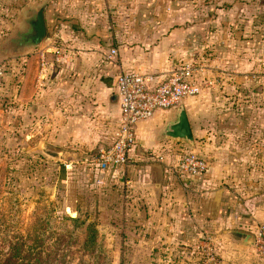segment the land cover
I'll use <instances>...</instances> for the list:
<instances>
[{"label":"crops","instance_id":"1","mask_svg":"<svg viewBox=\"0 0 264 264\" xmlns=\"http://www.w3.org/2000/svg\"><path fill=\"white\" fill-rule=\"evenodd\" d=\"M228 2L57 0L59 15L45 17L54 25L47 41L26 50L22 76L12 69L8 85H0V135L12 124L11 132L22 131L31 151L62 162L65 175V167L86 166L89 185L108 184L109 191L120 185L119 192L111 191L112 208H121L123 222L136 232H172L195 243L222 231L233 238L223 248L224 264H264L246 259L253 250L244 234L250 224L264 222V179L252 180L256 164L264 163V145L260 151L248 142L256 130L250 104L255 98L241 77L245 67L220 70L196 63L201 95L182 104L193 145L166 137L177 110L157 113L137 126L126 167L102 175L92 163L112 144L120 123L117 77L123 72L161 77L193 65L197 55L219 53V40L227 35L223 26L238 20L233 14L239 6L230 3V12ZM113 49L117 55L108 60ZM188 151L209 162L207 174L176 171Z\"/></svg>","mask_w":264,"mask_h":264},{"label":"rangeland","instance_id":"2","mask_svg":"<svg viewBox=\"0 0 264 264\" xmlns=\"http://www.w3.org/2000/svg\"><path fill=\"white\" fill-rule=\"evenodd\" d=\"M56 1L0 0V85H8L7 75L12 74V69L16 70L17 77L22 76L25 53L30 48L15 51L11 48L15 46L18 34L23 31L25 21L35 9L47 2L45 17L52 21L59 15ZM228 1L230 12V3H233L234 8L239 6L236 8L237 13L233 14L234 19L238 16V20L223 26L227 35L219 40L222 45L219 53L206 57L197 55L191 63L193 66L196 63L200 66L207 63V67L213 69L219 65L220 70L222 66L232 65L238 71L242 66L246 68H242L246 72H241V77L249 83L251 97L255 98L254 101L250 98V104L255 110L256 129L248 142L262 151L264 0ZM53 26L52 23L47 25L48 34L52 32ZM2 95L7 96V92H1ZM3 99L6 102V98ZM11 126L0 135V257L6 256L11 245L19 239L28 244L29 236L39 235V239H45L49 232H70L74 225L69 219H79L83 225L74 232L73 239L66 237L65 240L73 244L67 260L72 264L88 261L81 252V246L89 226H94L98 231L97 243L102 249L104 264H224L223 248L231 245L233 238L226 237L220 231L216 236L206 238L204 235L205 238L195 243H186L185 240L176 239L172 232L149 230L140 233L132 230L133 225L128 226L123 222L122 209L112 208L111 191L119 192L120 185L114 186L111 191L108 184L100 183L97 187L89 185L86 166L83 169L65 167V175L62 162H56L54 157L41 154L38 150L31 151L29 143L26 144L29 140L25 139L23 132L16 129L12 133ZM231 142V147L236 144L235 141ZM255 174L252 180L259 184L264 179V163L256 164ZM262 225L264 222H254L248 227L247 232L255 241L253 244H245L253 250L247 253V261L253 257L260 262L264 261V257L257 251L255 237L257 229ZM46 241L48 245L55 238ZM240 261L230 262L235 264Z\"/></svg>","mask_w":264,"mask_h":264},{"label":"built area","instance_id":"3","mask_svg":"<svg viewBox=\"0 0 264 264\" xmlns=\"http://www.w3.org/2000/svg\"><path fill=\"white\" fill-rule=\"evenodd\" d=\"M117 55L111 50L108 60ZM199 70L183 65L159 77L152 74L123 72L117 77L116 91L120 105V123L111 145L99 150L92 163L105 175L109 171L129 164L130 153L136 146V128L150 121L157 113L176 111L182 104L201 95ZM2 73L0 71V77ZM180 175L202 177L209 171V164L196 152H183L177 162ZM257 251L264 257V225L255 233Z\"/></svg>","mask_w":264,"mask_h":264},{"label":"trees","instance_id":"4","mask_svg":"<svg viewBox=\"0 0 264 264\" xmlns=\"http://www.w3.org/2000/svg\"><path fill=\"white\" fill-rule=\"evenodd\" d=\"M74 225L72 231L64 230L62 232L47 233L48 237L29 236L28 242L32 243L27 246L23 239H19L11 245L6 256L0 257V264H72L68 260L69 252L73 244L66 242L68 239H73L74 232L83 224L79 219H69ZM55 238V241L47 245L46 240ZM98 231L94 226H89L87 229L85 240L81 246V252L84 258L88 261H82L79 264H104L103 252L97 243ZM90 259V260H89Z\"/></svg>","mask_w":264,"mask_h":264},{"label":"water","instance_id":"5","mask_svg":"<svg viewBox=\"0 0 264 264\" xmlns=\"http://www.w3.org/2000/svg\"><path fill=\"white\" fill-rule=\"evenodd\" d=\"M46 3L34 10V13L25 21L24 29L21 31L12 50H22L25 48L40 47L47 38V22L45 18ZM177 122L168 127L166 137L174 141L185 142L189 145L194 144L191 127L183 107L177 109ZM246 236V244H253L254 237L250 234Z\"/></svg>","mask_w":264,"mask_h":264}]
</instances>
